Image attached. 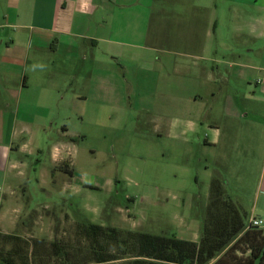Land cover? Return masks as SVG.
<instances>
[{
	"label": "crops",
	"instance_id": "1",
	"mask_svg": "<svg viewBox=\"0 0 264 264\" xmlns=\"http://www.w3.org/2000/svg\"><path fill=\"white\" fill-rule=\"evenodd\" d=\"M244 1L255 10L249 21L210 19L209 0H0V185L6 186L0 187V234L18 231L23 184L16 180L26 177L29 157L40 153V138L50 130L59 141L52 171L72 180L56 168L69 163L72 170L66 121L81 115L91 98L90 89L80 90L81 71L94 87L96 71L105 73L100 92L109 100L113 63L126 69L121 59L129 54L137 70L153 72L157 60L149 51L160 52L163 43H186L165 57L174 73L169 133L184 132L188 146L201 148L206 172L223 182L226 199L246 217H264V0ZM214 37L218 52L211 49ZM243 38L248 44L242 47ZM119 103L102 104L105 119ZM253 182L260 199L245 204L235 194Z\"/></svg>",
	"mask_w": 264,
	"mask_h": 264
},
{
	"label": "rangeland",
	"instance_id": "2",
	"mask_svg": "<svg viewBox=\"0 0 264 264\" xmlns=\"http://www.w3.org/2000/svg\"><path fill=\"white\" fill-rule=\"evenodd\" d=\"M261 11L256 9L257 13ZM207 12L210 19L218 21H249V15L255 10L244 0L233 3L209 0ZM174 33L171 29L170 34ZM242 41V47L245 42L248 44L247 38ZM184 44L163 43L158 47L162 52L149 51L153 61L157 60L153 72L137 70V62L129 54L121 59L126 69L113 63L110 87L114 93L110 101L100 92L99 77L105 73L96 71L98 82L94 87L86 81L84 69L81 71L80 90L90 89L91 98L87 105L81 106V115L66 121L71 131L72 180L55 176L57 172L52 171V152L59 141L50 130L40 138V153L29 157L26 177L16 180L23 184L19 189L22 199L16 204V235L27 239L66 240L72 238L76 224L84 222L199 241L208 212L212 175L206 172L201 148L188 146L184 132L168 131L169 83L174 73L168 70L165 57H174L169 54L174 50L184 51ZM210 45L218 52L217 37ZM148 59L142 61L144 68L150 64ZM105 86L106 92L110 88L108 83ZM129 96L132 101L127 100ZM117 102L122 108L114 109L111 117L105 119L102 104L115 106ZM178 111L185 119V108L180 106ZM254 184L235 196L245 204H252L255 198L259 201L257 193L262 191ZM0 187L6 189L5 185ZM248 214L246 224L250 218L264 222L261 215ZM48 221H51L50 229ZM261 229L264 231V226ZM81 240V245L75 242L83 260L90 254L88 240L83 237ZM40 246L44 247V242Z\"/></svg>",
	"mask_w": 264,
	"mask_h": 264
},
{
	"label": "trees",
	"instance_id": "3",
	"mask_svg": "<svg viewBox=\"0 0 264 264\" xmlns=\"http://www.w3.org/2000/svg\"><path fill=\"white\" fill-rule=\"evenodd\" d=\"M56 170L73 174L69 163ZM209 200L198 242L81 222L66 240L0 234V264H264L263 229L246 228V215L226 199L218 178ZM82 237L90 254L83 260L76 245Z\"/></svg>",
	"mask_w": 264,
	"mask_h": 264
},
{
	"label": "built area",
	"instance_id": "4",
	"mask_svg": "<svg viewBox=\"0 0 264 264\" xmlns=\"http://www.w3.org/2000/svg\"><path fill=\"white\" fill-rule=\"evenodd\" d=\"M264 226V222L257 218H250L249 223L247 224V228L256 227V228H262Z\"/></svg>",
	"mask_w": 264,
	"mask_h": 264
}]
</instances>
